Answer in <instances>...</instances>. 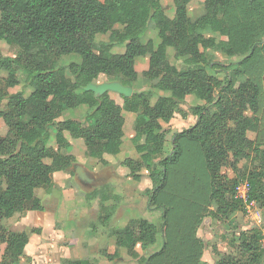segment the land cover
<instances>
[{
	"label": "trees",
	"instance_id": "trees-1",
	"mask_svg": "<svg viewBox=\"0 0 264 264\" xmlns=\"http://www.w3.org/2000/svg\"><path fill=\"white\" fill-rule=\"evenodd\" d=\"M192 2L173 0L169 16L161 0H0V41L17 49L15 57L0 56V72L6 74L0 79V121L8 132L0 137V264L30 263L24 255L28 235L7 230L4 221L43 211L37 191L54 187V173L66 172L72 162L106 166L104 156L120 153L123 110L135 116L131 142L137 158L124 159L117 169L128 171L134 182L146 171L152 185L148 206L162 211V246L139 264H203L198 230L206 219L226 221L231 228L234 214L246 205L264 210V0H205L203 14L194 20L188 14ZM149 23L156 41L144 40ZM99 36L108 42H97ZM115 45L123 52L112 53ZM169 49L182 69L170 63ZM212 53L236 61L217 62ZM69 56L80 62L66 68L55 63ZM139 58L148 60L142 77L162 93L154 104L150 92L121 96L119 106L110 93L95 98L84 90L99 84L100 75L121 77L119 82L131 87ZM19 85V92H8ZM191 96L200 102L189 108L195 122L173 134L172 149L162 156L167 130L161 124L177 113L186 116L182 105ZM79 107L86 108L82 120L59 121ZM51 131L56 150L49 145ZM64 132L82 141L83 159L60 154L71 145ZM242 159L255 166L239 168ZM224 168L237 172L236 178L223 174ZM244 181L246 202L235 198ZM108 189L89 196L99 200L101 224L115 210ZM157 231L150 220H129L111 230L114 254L99 253L113 261L119 249L144 250L155 244ZM238 240L236 252L214 264H264L259 229L239 231Z\"/></svg>",
	"mask_w": 264,
	"mask_h": 264
},
{
	"label": "rangeland",
	"instance_id": "rangeland-1",
	"mask_svg": "<svg viewBox=\"0 0 264 264\" xmlns=\"http://www.w3.org/2000/svg\"><path fill=\"white\" fill-rule=\"evenodd\" d=\"M205 0H194V2L189 4L188 14L192 20L199 17L203 14V4ZM173 0H161L162 7L165 9L166 13L171 16L173 14ZM152 39L156 41V33L154 31L153 23H149L146 35L144 40ZM97 42L107 43V36H99ZM111 52L114 54L122 53L124 47L122 45H115L110 48ZM17 54V49L11 46H8L6 43L0 41V56L15 57ZM214 59L217 62L228 64L235 62L234 58H228L218 53H212ZM168 59L171 64L175 65L178 69H182L183 64L180 59H175L173 57L172 50H168ZM80 62L77 56L62 57L58 59L55 63L61 67H68L71 63L78 64ZM148 67L147 58H139L134 64L135 71L138 74V78L135 82H132L131 87L134 92H150L151 94V104H154L158 96L162 93H158L152 87L151 82L147 81L142 77V73L146 71ZM67 77L71 78V75L66 71ZM6 74L0 72V79L4 78ZM222 77V76H220ZM124 80L121 77H107L100 75L98 77L97 83L111 82V81H120ZM22 85H19L13 89H9L8 92L13 94L19 92L22 88ZM30 93L29 89H25V95ZM110 97L116 102L117 105L122 106L123 101L121 96L115 93H110ZM200 102L195 100L192 96L187 98V103L182 105V110L185 113H188L184 116L182 113H177L174 115V118L167 124L162 123V127L167 130L166 134V144L164 149V154L167 155L171 149V141L173 134H177L182 130L192 126L195 122L194 118L189 114V108L199 104ZM86 108L79 107L75 110L67 111L59 121L72 118L75 120H82L85 115ZM124 118V137L123 145L121 147L120 153L115 157L104 156V159L107 162L106 166L100 167L97 161H91L88 164L82 165L78 162H72L70 168L66 172H60L54 175L55 186L46 193L43 190L37 191L38 198L42 201L44 208H46V213L53 214L55 217V228L59 230L60 239L57 245V248L69 247L75 245L74 242H71V239L77 243L76 245L82 248V253L86 257L90 258L91 256H99L98 253L102 247V250L110 251L112 250L111 243V230L113 227L120 226V217L126 218L128 220H138L146 219L150 220L154 225L157 226L156 242L154 245L141 249L139 246L130 254L125 250L121 249V255L119 256L121 260L110 261L111 264H139V256L147 257L152 253L158 251L163 242V233H162V211L154 207L148 206L149 193L151 192L152 185L148 178L146 171H143L141 174V179L139 182H134L129 176L128 171H120L117 169V166L124 159L132 158L136 159L135 151L133 144L131 142L134 137L133 123L135 116L132 113L122 111ZM8 135L7 127L0 121V137H6ZM56 133L51 131V139L49 145L53 147L54 150L57 149L54 136ZM65 138L70 142V148L59 150L60 154L75 158L76 160L83 159L82 153L85 152V147L81 140H74L68 135L67 132H64ZM250 139H254V134H249ZM50 159L46 160V163H50ZM255 164L247 159H242L241 164L238 166L241 167H254ZM127 173V174H126ZM223 174L228 178H236L237 172H234L230 169H223ZM118 176L117 184H114L112 181L113 176ZM245 182V181H244ZM109 184V189L106 190V193H112L114 191L119 192L121 196V201L117 198L109 202L108 204H114L119 208L120 215H117V219H114L112 216L107 222L104 220L103 224L97 222V217L99 215V205L98 199L93 201H87L85 199L86 195L93 190H99L103 185ZM117 199V200H116ZM128 204V210H120L124 205ZM85 205L88 208L87 215L83 214L82 216L75 214V210L85 208ZM125 206V205H124ZM246 210L237 212L233 216V222L231 223V228L228 226V222H219L218 220L206 219L210 221L209 229L204 228L200 234L206 238V245L208 250V255L212 258L213 261L219 256H226L230 252H236L239 245L238 233L239 231H246L250 229L257 228L260 232H264V210L254 206V204H248L245 207ZM117 214V211H115ZM115 214V213H114ZM115 214V216H116ZM30 218L25 214H17L9 220L4 221V225L9 231L23 230L30 236L39 235L41 229L34 227L33 225L29 226ZM72 220V221H71ZM119 228V227H118ZM199 231V230H198ZM205 231L206 235L203 233ZM237 232V233H235ZM101 236H106V243L102 246V243L99 242ZM49 239L44 242L49 243ZM263 242V241H262ZM104 248V249H103ZM70 250V249H69ZM90 256V257H89ZM100 257H102L100 255ZM1 261V253H0ZM264 261V260H263ZM208 264V263H206ZM251 264V263H247ZM256 264V263H255Z\"/></svg>",
	"mask_w": 264,
	"mask_h": 264
},
{
	"label": "crops",
	"instance_id": "crops-1",
	"mask_svg": "<svg viewBox=\"0 0 264 264\" xmlns=\"http://www.w3.org/2000/svg\"><path fill=\"white\" fill-rule=\"evenodd\" d=\"M57 173H60V172H57ZM57 173H54L52 178H54V175ZM118 179H120V178L115 175V176H113L112 182L114 184H117L118 182H120V181H118ZM53 182H54V180H53ZM107 185H109V184H106L105 186H107ZM54 186H55V183H54ZM102 187H104V185ZM107 187H109V186H107ZM93 191H97V190H93ZM92 192H90V193H92ZM90 193H88L85 197V199H87L88 203H89V201L97 200V198H89V196L91 195ZM118 193L119 192L114 191L111 193V195L115 196V198L117 196V198L121 201V196ZM98 205H99V202H98ZM124 205L120 208V210L124 209L125 211H127L129 205L128 204H124ZM115 211H117V214ZM118 211H119V208H117L115 205L114 212L110 215V217L108 219H106V222L109 219H111L112 216L114 217V219H117V215L118 216L120 215V213ZM53 212L54 211L52 210L51 214H47L46 208H44L43 211L26 212V215H28V217L31 219L29 222V226L33 225L34 227L41 229L40 234L36 235V236H30L26 233L28 235V243L25 246L24 255L30 260L29 264H62L64 261H76V260H83V259L95 260L97 262V264H111L110 261H108L107 258L102 256L101 254L100 255L102 257H100V255L99 256L93 255L91 257L89 256L90 258L86 257V255L84 253H82L83 252L82 248L78 247L76 245L77 243H75V241H73L72 239H71V242H74L75 245H72L71 248L69 247L70 250L68 249V247L57 248L56 244H58V242H59L61 232L59 230H56V228H55L56 220H55ZM87 213H88V208L86 205H85L84 209H81V212H79L78 209L75 210V214L80 215V216H82L83 214L87 215ZM114 213L116 214V216ZM102 221H104V220H102ZM128 222H129V220L126 218L123 219L122 214H121L120 224H119L120 226H118V227L119 228L124 227ZM209 225H210V221L205 220L203 222V224L201 225L199 231H198V237L202 239V241L204 242V245H205V250L203 252V256L201 259V262L203 264H206V263L214 264V261L208 255L207 245L205 242L206 238L200 234V232L202 230H205L204 228L209 229ZM118 227H113V229L118 228ZM14 232L21 233V232H23V230L19 229V230H16ZM203 233L206 235L205 231H203ZM262 235H263V240H264V232H262ZM47 239H49L48 240L49 243L44 242ZM105 239H106V236H101L99 239V242L102 243V246H104V244L106 243ZM110 241H111L113 246L111 247L112 250L107 251V253L109 255H112V254H114V252L116 250L115 240H114V238H111ZM263 247H264V241H263ZM100 249L102 250V247ZM120 250L121 249H119V251ZM119 251H118V253H119L118 258H116L114 261L118 262L119 260H121V258L119 257L121 255V252H119ZM142 257L143 256H139V259L141 260ZM21 263H23V261L20 262L19 264H21Z\"/></svg>",
	"mask_w": 264,
	"mask_h": 264
},
{
	"label": "water",
	"instance_id": "water-1",
	"mask_svg": "<svg viewBox=\"0 0 264 264\" xmlns=\"http://www.w3.org/2000/svg\"><path fill=\"white\" fill-rule=\"evenodd\" d=\"M84 90L86 92H92L95 98L101 97L105 93H115L124 98H130L133 93V89L130 86H125L118 81L104 82L99 84H88Z\"/></svg>",
	"mask_w": 264,
	"mask_h": 264
},
{
	"label": "built area",
	"instance_id": "built-area-1",
	"mask_svg": "<svg viewBox=\"0 0 264 264\" xmlns=\"http://www.w3.org/2000/svg\"><path fill=\"white\" fill-rule=\"evenodd\" d=\"M248 191H249V187H248L247 183L242 182L241 184H239L236 187L235 198H237L239 200H243L244 202H246ZM262 241H264V240H262ZM262 246H263V242H262Z\"/></svg>",
	"mask_w": 264,
	"mask_h": 264
}]
</instances>
